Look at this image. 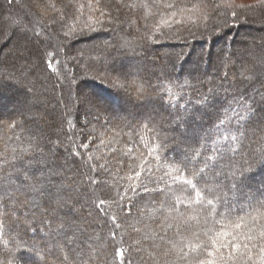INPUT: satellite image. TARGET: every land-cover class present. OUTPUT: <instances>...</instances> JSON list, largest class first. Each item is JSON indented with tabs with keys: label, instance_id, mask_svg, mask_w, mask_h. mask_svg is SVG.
I'll return each instance as SVG.
<instances>
[{
	"label": "trees",
	"instance_id": "obj_1",
	"mask_svg": "<svg viewBox=\"0 0 264 264\" xmlns=\"http://www.w3.org/2000/svg\"><path fill=\"white\" fill-rule=\"evenodd\" d=\"M221 43L224 48L215 55ZM202 47L206 55H198ZM165 48L172 52H163ZM226 54L232 58L230 67L225 66ZM48 60L56 71L48 69ZM136 64L144 70L138 71ZM203 67L213 71L214 80L207 79ZM262 71L264 0L248 5L223 0H0V160L13 155L38 159L40 153L32 150L37 145L45 153L53 149L68 178L66 190L71 188L73 195L68 207L58 209L71 227L57 245L41 223L50 210L48 201L37 196L33 203L36 194L27 190L18 194L22 203L7 229L21 243L35 245L15 250L17 257H25L20 264H119L113 254L121 245L130 264H182L175 253L165 258L153 249L156 233L165 236L155 241L160 248L179 244L181 234L190 237L184 227L162 233L160 212L149 218L165 201L164 194L133 196L125 201L128 212L113 202L112 184L89 186V176L112 179L99 168L90 172L89 163L120 167L126 174L119 164L128 159L120 155L126 146L135 145L137 162L152 161L158 154L163 164L182 158L190 145L206 144L208 154L218 148L223 169L219 194L239 215L250 210V202L264 200L263 193L248 192L264 188V102L258 95L264 91V80L258 77ZM225 73H230V82ZM182 77L188 83L178 81ZM245 103L251 108L246 114L241 108ZM233 110L245 119L238 121ZM185 113L186 119L195 114V121L177 119ZM251 135L253 139L247 138ZM233 136L238 140L232 141ZM85 142L87 149L78 147ZM21 148L30 151L22 154ZM152 148L156 152L148 156ZM88 155L93 156L90 162ZM121 185L126 187L123 181ZM171 187L180 195V184ZM99 200L108 202V211L96 206ZM178 207L186 216L194 215L184 204Z\"/></svg>",
	"mask_w": 264,
	"mask_h": 264
},
{
	"label": "snow or ice",
	"instance_id": "obj_2",
	"mask_svg": "<svg viewBox=\"0 0 264 264\" xmlns=\"http://www.w3.org/2000/svg\"><path fill=\"white\" fill-rule=\"evenodd\" d=\"M96 22L99 23V21ZM88 27L91 30V25ZM20 28L23 29V25ZM46 64L50 71H56L52 60L46 61ZM168 91L170 94V90ZM258 95L261 102H264V91H258ZM253 103H255V98H253ZM241 108L245 114L247 111H251L247 103ZM233 111L238 117V121L245 119V114ZM186 116L187 113L178 115L177 119L185 123L188 120L195 121L196 119L195 114L187 119ZM217 127L220 128L221 125ZM225 139L228 138L225 137ZM231 139L237 141L238 137L233 136ZM144 146L150 147V145ZM78 147L87 149L88 143L85 142ZM134 147L135 145L126 146L120 153L122 157H128L127 161L123 158L119 160V164L126 169V174H121L120 167L112 169L106 167L105 163L98 165L89 163L90 172H95L99 168L103 170L102 176L107 173L112 177L111 180H107L89 176V186L97 183L112 184L116 193L113 202L118 208L123 207V210L128 212H131V207L126 206L125 201L130 202L133 196L144 193L146 198L151 199L150 194L153 192L164 194L165 201L160 203L159 208L155 209L149 218L154 219L155 212H160L163 220V223L160 224L162 233L166 232L168 228L175 227L179 230L184 227L186 233L190 231V237L181 234L179 244L172 242L170 247L160 248V244L155 241L157 238L164 241L165 236L159 233L153 234L151 237L154 241L153 249L154 251L159 249L158 256L166 258L175 253L174 258L181 261L182 264H264V200L250 202V210L246 211L244 215H239L236 213L235 206L230 205L226 198L219 194L221 183L219 177L223 174V169L220 168L216 153L221 151L220 149L213 148L212 154H208L206 144H200L198 147L190 145L184 151L182 158L174 159L169 164H163L160 163L158 154L153 157L152 161L144 158L137 162V157L132 155ZM32 150L40 153L38 159L24 160L13 155L11 159L5 157L0 160V239H3V249H0L3 259H0V264H20L25 260V257L23 255L17 257L15 250L21 247L35 248V245L30 246L28 241L21 243L12 237L7 229L8 221L13 218L17 210L16 206L22 203L18 199V194L21 191L27 190L36 194L33 197V203L37 196L48 201L50 210L41 223L47 230V235L55 238L57 245L61 243V238L67 235L66 229L71 227L65 219L58 215V209L68 207L73 200L72 189L66 190L68 178L64 175V166L57 163L56 153L53 149H49V152L45 153L37 145ZM29 151V148L20 149L22 154L29 153ZM111 151L117 152V149L112 148ZM155 152L156 149L152 148L148 152V156H153ZM73 155L79 156L80 153L76 152ZM141 155L143 156V154ZM95 159L99 160L100 157L97 156ZM17 160L20 161L19 164L15 163ZM86 160L92 161L93 156H86ZM9 164L11 166L6 167ZM35 168H38L39 171H34ZM218 168L219 170H217ZM4 172L8 174L4 175ZM13 172L16 175L10 180L9 177ZM17 179L20 181L18 185L15 184ZM121 181L126 187L121 185ZM174 184L181 185L177 190L180 195H176V192L173 191L171 186ZM169 193L172 195L169 196ZM184 193H189V195H184ZM107 204V201L99 200L96 206L108 211ZM180 204L191 208L194 215L186 216L179 210L178 205ZM221 204L223 206L218 212V206ZM240 207L241 211H244V205ZM202 210L204 215H201ZM109 218L116 228H120V224L116 223V215L109 212ZM190 221H195L196 224L192 225ZM15 230L13 229V231ZM32 231L35 233L37 229L33 228ZM136 231L140 230L136 229ZM73 235L75 234L73 233ZM116 235L117 233H113V239ZM9 243H11V247H9ZM139 244L138 240L137 245ZM140 250L142 249L138 247L137 251ZM149 255L151 259H156L155 256ZM66 259L67 257H65ZM113 259L118 260L119 264H130L122 245L116 248ZM165 264H168L167 260Z\"/></svg>",
	"mask_w": 264,
	"mask_h": 264
},
{
	"label": "rangeland",
	"instance_id": "obj_3",
	"mask_svg": "<svg viewBox=\"0 0 264 264\" xmlns=\"http://www.w3.org/2000/svg\"><path fill=\"white\" fill-rule=\"evenodd\" d=\"M224 1V3H226L227 5H238V4H244V5H248V4H250V3H254V2H256L257 0H223ZM227 1V2H226ZM254 31H250L249 33H253ZM248 34V33H247ZM247 34H245L246 36H247ZM244 34L243 35H241V37H242V39L244 38H246V36H245ZM224 48V44H220V45H218V47H217V49L215 50V55H216V53H217V51L218 50H220V49H223ZM235 48H237V49H239V48H241V45H237V47H235ZM207 48H200V52L198 53V55L199 54H202L203 52L205 53V55L207 54V50H206ZM163 52H165V53H171L172 52V50L171 49H169V48H165L164 50H162ZM229 51V50H228ZM247 54V53H246ZM247 56V55H246ZM195 57V56H194ZM196 59H199V56H197L196 55ZM224 62H225V66L226 67H230L231 66V64H232V58H231V56L229 55V54H226V56H225V59H224ZM135 68L138 70V71H142V69L144 68H142V66L141 65H135ZM144 70V69H143ZM178 71H179V69H178ZM202 72L205 74V76L206 77H208L207 79H209V81L210 80H214V74H213V71H208V70H206L204 67H203V69H202ZM212 76V77H211ZM210 77H211V79H210ZM225 77H226V79H227V81L228 82H230V80H231V75H230V73H225ZM259 78H262V80H264V72L262 71V72H260V75L258 76ZM217 80V79H216ZM178 81H180V82H185V83H188V80L185 78V77H182V78H179L178 79ZM225 83H226V81H225ZM123 88H125L123 85H121ZM19 88V87H18ZM19 90V89H18ZM28 96V94L27 93H25V96ZM78 97V96H77ZM79 99H80V97H78ZM104 99H106V97L104 98ZM21 106H22V104H21ZM171 132V131H170ZM172 133V132H171ZM171 133H169V134H171ZM253 137H254V135H251V136H249V137H247V138H250V139H253ZM244 152H246L248 155H250V153H248L246 150H243ZM219 178H221L222 179V177L220 176ZM225 181V179L223 178V182ZM248 192L249 193H253V194H257L258 196H261V194L262 195H264V188H260V189H256V190H253V189H250V190H248ZM249 202H247L246 204H248ZM1 245L3 246V243L1 242Z\"/></svg>",
	"mask_w": 264,
	"mask_h": 264
}]
</instances>
